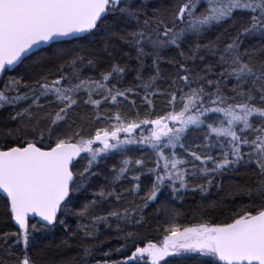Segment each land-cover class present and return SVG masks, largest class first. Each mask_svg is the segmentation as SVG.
Here are the masks:
<instances>
[{
	"label": "snow or ice",
	"instance_id": "6c2138e0",
	"mask_svg": "<svg viewBox=\"0 0 264 264\" xmlns=\"http://www.w3.org/2000/svg\"><path fill=\"white\" fill-rule=\"evenodd\" d=\"M0 111V264H264V0H0ZM165 192L247 202L144 243Z\"/></svg>",
	"mask_w": 264,
	"mask_h": 264
},
{
	"label": "trees",
	"instance_id": "16d2710c",
	"mask_svg": "<svg viewBox=\"0 0 264 264\" xmlns=\"http://www.w3.org/2000/svg\"><path fill=\"white\" fill-rule=\"evenodd\" d=\"M17 71L22 72L23 69H17ZM16 72L10 73V75H16ZM165 109V104L163 100L158 99L156 101V111L161 112ZM16 125L7 118L6 111H0V138H2L4 133H7L9 129H14ZM11 137H9L10 139ZM137 155H145L147 153H136ZM119 158L114 157L107 162V166L101 165L97 171L101 174L93 180V184L96 186H101L105 183L104 176H110L108 169L117 162ZM223 196V204L227 208H236L241 204L246 203V200H242L240 197L235 199L228 198L224 193L217 194L215 192L211 193L207 198H202L200 194L189 195L183 201H177L171 199L169 194L165 192L161 197L158 198V203L150 206L145 210L150 222L151 229L141 231L144 232L147 239L144 241L146 243L148 240H151L153 243L159 244L163 240V231L162 227H166L169 220H171V213L175 211L178 215L175 218V223L183 226H192L202 221L216 222L225 219L227 211L222 209L208 210L207 212H201V206L207 205L213 200H218ZM82 199V198H81ZM110 207L109 204H104L101 208L95 209L97 212H104ZM160 209L159 215H156V209ZM35 223V222H30ZM76 220L75 218L69 219V224L75 227ZM157 225L162 227L157 228ZM18 229L14 226L12 219L6 214V211L3 207V198L0 195V232L3 231H17ZM38 236L43 235L38 233ZM64 235L61 229H57L55 233L47 234L44 239V243L49 242H58L59 239ZM116 233L112 230H105L104 226L101 225V239H106L108 242L105 243L104 249H110L118 247L121 243L119 240L115 239ZM110 238V239H109ZM141 246H144L143 243ZM72 253H75V249L71 250ZM102 259L103 257H97ZM119 258L115 253L113 254V259ZM168 261H171V264H196V261L188 256L177 255L165 258ZM161 264H164L162 261Z\"/></svg>",
	"mask_w": 264,
	"mask_h": 264
},
{
	"label": "water",
	"instance_id": "95a60500",
	"mask_svg": "<svg viewBox=\"0 0 264 264\" xmlns=\"http://www.w3.org/2000/svg\"><path fill=\"white\" fill-rule=\"evenodd\" d=\"M3 197V194H0ZM37 220H39V217H33L30 222H36ZM14 226L18 229V226L15 224V222L12 220Z\"/></svg>",
	"mask_w": 264,
	"mask_h": 264
}]
</instances>
